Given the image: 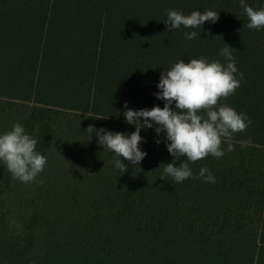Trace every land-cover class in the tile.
I'll list each match as a JSON object with an SVG mask.
<instances>
[{
    "label": "trees",
    "instance_id": "16d2710c",
    "mask_svg": "<svg viewBox=\"0 0 264 264\" xmlns=\"http://www.w3.org/2000/svg\"><path fill=\"white\" fill-rule=\"evenodd\" d=\"M61 1L56 0L52 5ZM113 1L98 0L95 8L100 13L140 12L146 8L144 14H148V20L160 19L161 25L155 34L147 35L151 40L132 43L136 39L133 35L141 27L134 21H131L133 26L123 24L126 20H122L112 28L123 24L120 34L129 38L125 44L100 43L102 38L106 39V33H102L99 23L93 35V30L82 29L78 34L72 32L67 42L50 39L46 29L39 33L22 30L19 34H27V37L22 41L15 40L18 47L23 49L28 43L37 44L36 51L30 49L34 62L28 65L0 54V100H5L9 106L16 101L28 104L24 106V128L37 140L36 149L47 158L56 148L59 129L75 133L77 139L70 143L73 149L85 144L87 157L81 172L70 179L43 178L47 191L66 186L98 188L101 196L116 205L109 239L99 247L128 253L129 264H160L156 263V258L163 257L167 259L165 264H201L203 250L209 246L222 245L230 252L231 234L239 220L243 225L245 221L255 228L253 236L247 234V247L264 244V46L255 45L264 42V30L246 27L248 19L243 14L240 0H235L229 9L234 18H231L232 24L226 23V27L223 8L227 0H195L191 3L188 0H117L111 10L108 5ZM256 1L259 6L264 3V0H245V3L253 7ZM73 4H67L66 10L73 12ZM212 4L219 7L214 8ZM9 5L8 0H3L0 16ZM189 5L196 7L183 10ZM15 6L13 2L12 7ZM166 9L184 15L196 9L200 12L211 10L219 13L220 18L215 24L205 22L202 30H195L197 38L187 40L185 32L191 29L181 27L169 31L162 23ZM11 21L6 18L2 23L0 47L7 50L10 47L14 51L15 33H10L13 30ZM228 24L231 29L227 28ZM70 26L77 29L73 21ZM223 28L226 32L221 34ZM34 33L35 41L32 40ZM49 39L50 45L41 44ZM90 40L94 42H88ZM224 44L235 50L232 54L243 79L235 94L222 102L238 113H246L252 121L245 132L234 136V150L228 152L225 143L222 158L208 156L191 164L193 178L182 183L174 182L171 177L161 180L163 169H159L160 165L174 159L165 147L166 134L157 137L154 128L143 129L140 135L144 142L140 149L147 153L145 159L138 166H132L121 158L128 171L123 173L116 169L112 163L113 154L98 145L97 137L87 135V128L91 125L96 130L103 128L130 135L135 127L125 122V103L132 110L163 108L164 102L155 98L162 71L170 70L181 59L187 63L203 57L209 62L220 60L224 63L223 57L219 56ZM52 67L61 70H51ZM172 107L175 110V104ZM157 139L161 141L159 145L155 142ZM202 167L209 169L216 183L195 178ZM207 219L212 223L210 226L202 224ZM45 221L49 223L48 219ZM41 232L29 225L28 229L21 227L12 236L15 242L19 238L27 241L39 238ZM187 243L191 244V256L185 252ZM53 245L54 242L50 247ZM96 245V241H89L83 246L93 249ZM50 247L43 246L42 254L49 252ZM145 248L150 254H146ZM115 260L113 258L108 264H126L124 259Z\"/></svg>",
    "mask_w": 264,
    "mask_h": 264
},
{
    "label": "rangeland",
    "instance_id": "374dc122",
    "mask_svg": "<svg viewBox=\"0 0 264 264\" xmlns=\"http://www.w3.org/2000/svg\"><path fill=\"white\" fill-rule=\"evenodd\" d=\"M8 1L10 2L9 7L5 8L0 16V28L4 19H12L13 30L10 33H15L14 51H11L10 47L9 50L0 47V54L23 65L34 62L30 49L36 51L37 44L28 43V46L23 49L18 47L15 40L22 41L27 37V34H19L22 30L28 33H39L42 29H46L50 33V39L53 37L52 40L59 39L67 42L72 32L78 34L83 31L82 29L93 30V35L101 23V31L106 33V39L101 37L100 43L105 42L115 46L129 42L128 37H122L120 34V27L125 23L132 25L131 21H134L138 24L136 26L141 27L133 35L136 39L132 43L151 40L147 35H154L161 25L160 19L156 21L147 19L148 14H144L146 8L140 12L100 13L98 12L100 10L95 8L98 0H62L55 5L52 4L56 0ZM188 1L191 3L195 0ZM13 2L15 7H12ZM2 3L3 0H0V5ZM69 3H75L73 12L66 10ZM116 3L117 0L110 2L108 7L114 10ZM234 3L235 0H227L223 8L225 27L226 23H233L231 18H234V15L232 12L229 13V9ZM258 4L259 2L256 1L253 8L261 9L264 3L261 6ZM212 6L219 7L218 4H212ZM195 7V5H189L183 10L195 9ZM166 19V15L162 17V23ZM122 20L126 21L118 28H112ZM72 21L73 25L77 27L75 30L70 26ZM230 24L227 25L228 29L232 28ZM224 32H226V28H223L221 34ZM32 36V40L35 41V33ZM50 39L47 43L41 44L50 45ZM88 42L93 43L94 41ZM255 45L264 46V42H258ZM51 70L61 69L52 67ZM0 74H2L1 71ZM83 76L87 80V75ZM24 106L27 107L28 104L16 101L9 106L8 102L0 100V133L10 130L15 123L25 126L23 112L26 109ZM57 136L56 148H53V151L48 154L45 168L36 177L35 182L24 184L13 179L7 167L0 163V264H9L14 261L17 264H21V261H24L23 264H30L29 261H32L31 264H108V261L113 258L124 259L125 263L129 264L131 258H128V253L99 247L101 243L109 239L110 223L114 220L113 209L116 208V205L105 199L104 195L101 196L98 188L89 185L73 189L71 186H66L47 191L43 178L47 176H56L62 179L75 177L81 172L80 168L84 166L87 157L84 151L85 144L81 143L80 147H76L77 149L71 147L70 143L77 139L73 131L59 129ZM36 151L38 150L36 149ZM39 153L43 155V152ZM48 210L51 211L49 214L46 213ZM34 215L36 217L32 219ZM46 219L49 221L48 224ZM202 224L210 226L212 223L207 219ZM29 225L42 231L39 238L27 239V241H21L19 238L18 242H15L12 233L17 234L21 227L28 229ZM254 230L253 225H248L245 221L243 225V222L239 220L231 234L228 246L230 252H226L222 245L214 248L209 246L203 250L204 258L200 260L201 264H264V244L258 245V248L247 247L249 243L246 240L247 234L253 236ZM89 241H96V247L91 249L90 246H87L89 248H85L84 243L88 245ZM53 242L54 245L51 248ZM16 243L18 244L16 245ZM46 245L51 249L42 254L41 249ZM239 247L241 250H238ZM144 250L146 254H150L148 248ZM185 252L187 256L192 255L190 243L185 244ZM156 260V263H167V259L164 257L156 258Z\"/></svg>",
    "mask_w": 264,
    "mask_h": 264
},
{
    "label": "clouds",
    "instance_id": "9594fccd",
    "mask_svg": "<svg viewBox=\"0 0 264 264\" xmlns=\"http://www.w3.org/2000/svg\"><path fill=\"white\" fill-rule=\"evenodd\" d=\"M240 6L248 19L246 27L249 30H264V8L256 10L248 6L245 0H240ZM165 13L167 19L163 23L169 31L178 30L181 26L192 30L185 32L187 40L197 38L195 30H202L205 22L215 24L219 19V13L211 10L184 15L180 11L166 9ZM233 51L224 44L219 52L224 63L220 60L209 62L203 57L187 63L181 59L170 70H163L155 94L157 100L164 102L163 108L154 106L150 110H132L125 103V122L135 127L130 135L103 128L96 130L91 125L86 130L87 135L97 137L98 145L113 154V166L126 173L128 168L121 158L132 166H138L147 156L140 149L144 142L141 130L154 128L157 137L161 133L166 134L165 147L174 158L171 163L160 165L159 169H163L160 179L171 177L174 182L182 183L193 178L191 164L208 156L222 158L225 155V143L227 151H233L234 136L245 132L252 123L246 113H238L222 102L235 94L243 79ZM155 142L159 145L161 141L157 139ZM37 143L20 123L0 133V163L7 167L13 179L30 184L43 172L47 158L36 151ZM181 158H184L182 162ZM195 178L216 183L207 167H202Z\"/></svg>",
    "mask_w": 264,
    "mask_h": 264
}]
</instances>
